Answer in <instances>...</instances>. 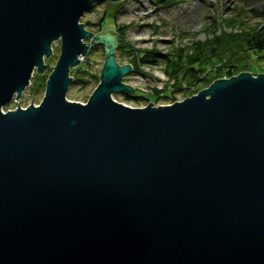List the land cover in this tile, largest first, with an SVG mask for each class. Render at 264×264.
I'll list each match as a JSON object with an SVG mask.
<instances>
[{
	"label": "water",
	"instance_id": "1",
	"mask_svg": "<svg viewBox=\"0 0 264 264\" xmlns=\"http://www.w3.org/2000/svg\"><path fill=\"white\" fill-rule=\"evenodd\" d=\"M98 1L0 0V264H264V72L117 102L131 65L79 23ZM57 39L40 103L3 112ZM94 44L99 82L68 100Z\"/></svg>",
	"mask_w": 264,
	"mask_h": 264
},
{
	"label": "rangeland",
	"instance_id": "2",
	"mask_svg": "<svg viewBox=\"0 0 264 264\" xmlns=\"http://www.w3.org/2000/svg\"><path fill=\"white\" fill-rule=\"evenodd\" d=\"M263 7L264 0H103L93 3L83 13L79 23L82 22L85 29L93 35L106 32L114 34L117 46L113 51L118 64H130L138 50H157L150 59L139 61V66L123 77V82L133 88L128 94L133 96L143 94L149 99L142 97L126 99L124 92L113 94L114 99L120 103L142 107L149 102L154 105H165L180 101L196 94V89L202 86L195 84L193 89L187 88L186 71L185 80L178 85L179 88L173 87L175 81L169 79L163 71L164 56L170 57L180 49L187 53L193 49L196 42H205L223 33L234 36L237 32L245 30L238 23L234 26L228 23L231 18L244 21L242 25L245 27L260 29V26L264 25V17L257 15V12ZM91 39L92 37L84 38L82 41L90 43ZM122 41L127 44V48L118 47ZM51 48V55L44 58V64L48 63L49 66H45L41 73L35 69L21 96L13 98L3 106V111L14 109L17 104L26 107L30 103L35 105L40 103L46 80L60 52V40L53 41ZM104 57L103 44H94L88 48L85 55H80L79 65L70 72L72 81L66 94L68 100L86 102L99 82L98 75ZM254 63L256 66L263 65L264 58H259ZM211 64L213 67L217 66ZM211 66H204L202 72L198 65L195 66L199 71L197 72L199 77L208 76L205 74L211 72L213 69ZM246 71L256 74L251 69ZM205 87L206 85L201 89ZM167 89L175 90L171 94L174 101L163 97ZM155 95H158L157 99L152 97Z\"/></svg>",
	"mask_w": 264,
	"mask_h": 264
},
{
	"label": "trees",
	"instance_id": "3",
	"mask_svg": "<svg viewBox=\"0 0 264 264\" xmlns=\"http://www.w3.org/2000/svg\"><path fill=\"white\" fill-rule=\"evenodd\" d=\"M257 15L264 17V7L257 12ZM243 22L244 21H239L236 18H231L228 22L231 23L232 26L238 23V25L240 24L242 26H240L242 29L245 28L244 31L241 30L239 31L240 33L237 32V35L231 36V34L226 35L223 33V35H219L217 38H215V36L205 42H196L190 52L183 53L180 49L170 57L167 55L164 56L165 67L163 71L169 79L175 81L173 87L179 88L178 85H180L183 79L185 80L186 71V84L187 88L190 90L194 88L195 84H201V87H204V85H209L213 80L223 78L222 76L230 77L249 69L254 73L264 72V64L256 66L254 63L259 58H264V25L260 26V29L250 28L243 26ZM118 47L124 49L128 46L122 41L120 45L118 44ZM156 52L157 50H138L130 63L132 70H135L139 66V61L150 59ZM213 58H215V60ZM211 63L217 66L213 67ZM197 65L200 67V72H202V70L204 71V66H211L213 69L211 72H206L205 75L208 76L203 75L199 77L197 73L199 71L195 68ZM211 74L212 76L210 77L209 75ZM201 87H198L196 90L199 91ZM174 91V89L165 90L163 97L174 101L171 96ZM124 96L126 99L132 97L146 98L143 94H141V96H133L124 93ZM157 96L158 95L152 97L157 99ZM146 99L149 98L147 97Z\"/></svg>",
	"mask_w": 264,
	"mask_h": 264
},
{
	"label": "bare ground",
	"instance_id": "4",
	"mask_svg": "<svg viewBox=\"0 0 264 264\" xmlns=\"http://www.w3.org/2000/svg\"><path fill=\"white\" fill-rule=\"evenodd\" d=\"M78 65H79V64H78ZM113 94H114V93H112L111 96H112L113 100H115L114 97H113ZM115 101H117V100H115ZM117 102H118V101H117ZM2 110H3V108H2ZM3 112H5V111H3Z\"/></svg>",
	"mask_w": 264,
	"mask_h": 264
},
{
	"label": "built area",
	"instance_id": "5",
	"mask_svg": "<svg viewBox=\"0 0 264 264\" xmlns=\"http://www.w3.org/2000/svg\"><path fill=\"white\" fill-rule=\"evenodd\" d=\"M81 59V58H80Z\"/></svg>",
	"mask_w": 264,
	"mask_h": 264
}]
</instances>
